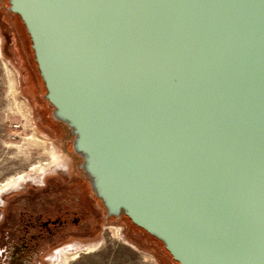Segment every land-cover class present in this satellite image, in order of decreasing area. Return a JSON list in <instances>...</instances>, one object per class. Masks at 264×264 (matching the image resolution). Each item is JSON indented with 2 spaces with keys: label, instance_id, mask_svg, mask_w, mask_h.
I'll list each match as a JSON object with an SVG mask.
<instances>
[{
  "label": "water",
  "instance_id": "1",
  "mask_svg": "<svg viewBox=\"0 0 264 264\" xmlns=\"http://www.w3.org/2000/svg\"><path fill=\"white\" fill-rule=\"evenodd\" d=\"M107 218L177 264H264V0H8Z\"/></svg>",
  "mask_w": 264,
  "mask_h": 264
},
{
  "label": "rangeland",
  "instance_id": "2",
  "mask_svg": "<svg viewBox=\"0 0 264 264\" xmlns=\"http://www.w3.org/2000/svg\"><path fill=\"white\" fill-rule=\"evenodd\" d=\"M3 44L0 34V185L19 174L25 178L19 186L0 191V214L9 194L33 187L42 190L48 178L63 183L73 180L75 187L84 181L90 189L91 202H87L99 217L98 223L92 232L76 229L56 246L46 248L48 259L52 254L56 258L44 264H64L66 256L65 264H177L157 239L125 216H105L80 167L82 158L73 150V135L66 124L54 120L43 97L45 87L30 44L27 64L19 58L15 36L8 52Z\"/></svg>",
  "mask_w": 264,
  "mask_h": 264
},
{
  "label": "flooded vegetation",
  "instance_id": "3",
  "mask_svg": "<svg viewBox=\"0 0 264 264\" xmlns=\"http://www.w3.org/2000/svg\"><path fill=\"white\" fill-rule=\"evenodd\" d=\"M0 34L6 52L15 36L19 58L27 64L30 37L21 18L9 10L8 0H0ZM74 184L73 180L63 183L48 178L42 190L33 187L7 196L0 214V264H44L46 248L56 246L76 229L92 232L99 217L88 203L90 189L84 181L78 187ZM55 258L52 254L49 263Z\"/></svg>",
  "mask_w": 264,
  "mask_h": 264
},
{
  "label": "bare ground",
  "instance_id": "4",
  "mask_svg": "<svg viewBox=\"0 0 264 264\" xmlns=\"http://www.w3.org/2000/svg\"><path fill=\"white\" fill-rule=\"evenodd\" d=\"M24 178L25 177L23 174H19L15 177L13 176V178L8 179L7 181H5L4 183H2L0 185V191L2 192L4 190H6L7 188H13L15 186H19V184L24 180ZM67 258H68V256L65 257L64 264L66 262H68ZM70 258H72V257H70Z\"/></svg>",
  "mask_w": 264,
  "mask_h": 264
},
{
  "label": "trees",
  "instance_id": "5",
  "mask_svg": "<svg viewBox=\"0 0 264 264\" xmlns=\"http://www.w3.org/2000/svg\"><path fill=\"white\" fill-rule=\"evenodd\" d=\"M30 43H31V41H30ZM30 50H32L33 51V49H32V47H31V44H30ZM34 61H35V59H34ZM36 63V62H35ZM36 67H37V65H36ZM38 70V69H37ZM38 73H39V71H38ZM39 76H40V74H39ZM40 78H41V76H40ZM126 217V216H125ZM130 222H131V220L128 218V217H126ZM132 223V222H131ZM133 224V223H132ZM133 225H135V224H133ZM135 226H137V225H135ZM138 227V226H137ZM143 230V229H142ZM152 236V235H151ZM155 238V237H154ZM156 239V238H155ZM158 240V239H157ZM159 241V240H158ZM162 245H163V243L161 242V241H159Z\"/></svg>",
  "mask_w": 264,
  "mask_h": 264
}]
</instances>
